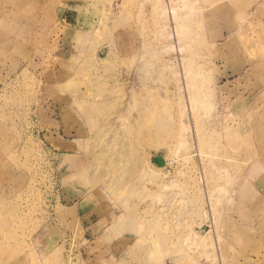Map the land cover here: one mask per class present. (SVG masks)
I'll list each match as a JSON object with an SVG mask.
<instances>
[{
	"label": "rangeland",
	"instance_id": "obj_1",
	"mask_svg": "<svg viewBox=\"0 0 264 264\" xmlns=\"http://www.w3.org/2000/svg\"><path fill=\"white\" fill-rule=\"evenodd\" d=\"M260 66L264 0H0V264H264Z\"/></svg>",
	"mask_w": 264,
	"mask_h": 264
},
{
	"label": "water",
	"instance_id": "obj_2",
	"mask_svg": "<svg viewBox=\"0 0 264 264\" xmlns=\"http://www.w3.org/2000/svg\"><path fill=\"white\" fill-rule=\"evenodd\" d=\"M153 163L159 167H163L165 165V161L161 157H155L153 159Z\"/></svg>",
	"mask_w": 264,
	"mask_h": 264
},
{
	"label": "bare ground",
	"instance_id": "obj_3",
	"mask_svg": "<svg viewBox=\"0 0 264 264\" xmlns=\"http://www.w3.org/2000/svg\"><path fill=\"white\" fill-rule=\"evenodd\" d=\"M209 6V5H208ZM217 10V9H216ZM229 22V21H228ZM227 25V24H226ZM260 70H264L261 66L260 67H258ZM253 75V74H252Z\"/></svg>",
	"mask_w": 264,
	"mask_h": 264
}]
</instances>
